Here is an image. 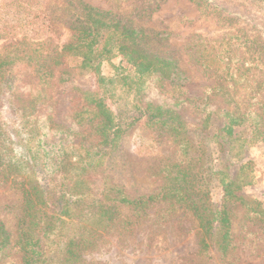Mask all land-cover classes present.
<instances>
[{
	"label": "trees",
	"instance_id": "obj_1",
	"mask_svg": "<svg viewBox=\"0 0 264 264\" xmlns=\"http://www.w3.org/2000/svg\"><path fill=\"white\" fill-rule=\"evenodd\" d=\"M190 1L199 4V0ZM0 16L4 23L0 33L13 30L0 48V110L5 107L10 121H19L20 130L37 145L36 151L28 149L31 164L22 166L14 160L19 133L6 131L0 119V183L10 182L20 191L12 226L0 221V264L11 253L10 264H76L102 233L116 226L115 220L120 223L119 231L129 234L156 201L169 202L164 209L168 213L174 209L189 212L197 229L198 253L209 258L211 250L223 256L232 247L231 207H241L248 219L264 225V209L240 191L243 166L235 175L221 174L219 205L196 191L197 173L183 162L173 169L162 167L158 174L154 171L152 175L161 176L164 185L147 197L132 196L105 181V161L118 150L128 127L116 118L101 64L120 56L134 74L129 85L135 87L137 111L164 126H174L173 131H184L186 125L204 128L217 111L225 118L219 130L230 134L233 125L249 121L253 136L262 137L264 100L256 98L245 105V112L234 101L236 88L250 83L245 62H236L231 55L240 45L225 51L221 59L213 56L208 60L212 65L219 61L225 68L209 70L211 66L202 64L205 71H212L216 84L210 87L201 109H194L200 117L193 124L183 108L184 100L167 103L155 93V85L164 80H186L177 60L162 52L164 36L150 34L128 19L81 0H0ZM63 34L67 39L61 43ZM234 68L240 71L238 76L231 72ZM82 75L89 77L90 89L75 85ZM251 85L249 90L257 92L260 84ZM49 133L61 136L79 152L75 161L63 152L56 154V171L62 182L54 187L27 175L30 172L35 177L40 150L48 155L43 143ZM181 142L190 145L188 140ZM193 160L187 157L186 161ZM121 209L127 213L125 218ZM124 222L126 226H121Z\"/></svg>",
	"mask_w": 264,
	"mask_h": 264
},
{
	"label": "rangeland",
	"instance_id": "obj_2",
	"mask_svg": "<svg viewBox=\"0 0 264 264\" xmlns=\"http://www.w3.org/2000/svg\"><path fill=\"white\" fill-rule=\"evenodd\" d=\"M81 1L128 19L135 27L150 34L164 36L160 48L177 60L186 80L183 83L164 80L155 85V93L167 103L184 100L183 108L193 124L200 117L194 109H201L204 97L216 84L215 77L210 75L212 71H205L202 64L211 66L209 70L225 68L219 61L212 65L208 60L213 56H225V51L231 47L240 45L238 50L231 51V55L236 62H245L250 81L245 88H236L234 101L239 111L245 112V105L256 102L258 97L264 100V0H199V4L190 0ZM3 26L0 16V28ZM12 36L13 30L7 35L0 33V48ZM66 39L67 34H63L61 43ZM236 39L241 40V44L236 43ZM131 71L120 56L104 61L100 67L113 97L116 118L128 127L118 150L105 161L106 185L122 187L132 196L147 197L164 185L161 176L152 175L154 171L158 174L162 167L173 169L177 162H183L197 173L196 191L206 196L210 203L219 205L221 174L235 175L243 166L239 173L240 191L264 209V135L254 137L249 121L233 125L232 133L226 134L219 130L225 118L217 111L206 127L186 125L179 133L172 130V125L164 126L158 120H151L147 113L141 116L133 99L135 87L129 85L134 78ZM231 72L240 74L236 68ZM74 83L82 90L91 88L86 75L76 78ZM251 84H260L257 92L249 90L253 88ZM10 118L7 109L2 108L0 119L4 129L19 133L14 160L26 166L32 162L29 150L36 151L37 145L20 130L19 121L11 122ZM181 140H188L190 145ZM65 143L61 136L49 133L43 143L49 150L48 155L44 156L40 150L35 160V177L30 172L27 175L39 183L48 182L50 187L60 184L62 178L56 171V154L63 152L71 161L79 154ZM187 157L194 160L187 162ZM52 159L54 161H50ZM19 197L18 186L0 183V221L9 226L14 222ZM168 203L156 201L151 204L145 218L133 225L129 234L126 230L119 231L120 223L115 220L116 226L102 233L96 245L87 249L76 264H264V225L252 217L248 219L247 212L241 207H231L232 247L223 256L211 250L209 258L198 253L197 229L189 212L174 209L168 213L164 210ZM121 210L125 218L127 213ZM12 258L11 253L3 258L2 264H10Z\"/></svg>",
	"mask_w": 264,
	"mask_h": 264
}]
</instances>
